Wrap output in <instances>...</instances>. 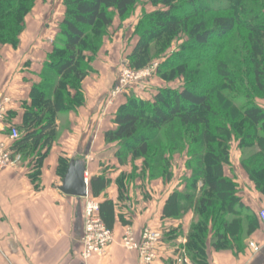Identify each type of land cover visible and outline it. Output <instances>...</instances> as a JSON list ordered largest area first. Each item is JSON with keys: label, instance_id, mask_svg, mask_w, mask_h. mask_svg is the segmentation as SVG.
Masks as SVG:
<instances>
[{"label": "trees", "instance_id": "16d2710c", "mask_svg": "<svg viewBox=\"0 0 264 264\" xmlns=\"http://www.w3.org/2000/svg\"><path fill=\"white\" fill-rule=\"evenodd\" d=\"M36 1L0 0V47L17 48L25 18ZM148 1L155 10L142 14L137 40L126 59L132 69L141 70L149 62L151 44L157 43L159 52H164L172 38L184 35L187 43L182 46L189 48L164 60L157 70L162 81L182 78L183 86L163 89L152 100L129 94L114 115L115 128L104 139L118 147L115 156L120 164H132V172L116 179L123 204L129 201L128 187L136 180L170 183L174 178L171 156L184 154V174L178 183L183 189L167 198L162 217L181 219L191 211L195 219L186 236L187 257L191 264H209V241L215 251L238 253L243 249L242 234L249 236L260 226L257 216L243 207L224 168L230 165L231 145L236 141L242 168L264 195V108L255 102L264 99V0ZM136 3L63 0L64 16L41 83L31 88L30 104H23V121L17 129L21 136L10 146L21 159L38 157L29 160L34 163L28 175L33 185H38L42 162L56 139V115L84 105L82 82L92 73L91 64L115 16L122 21ZM237 29L246 35L244 50L229 43ZM212 42L216 46L208 49ZM208 64V71H195ZM197 73V78H191ZM7 114V118L14 116L13 111ZM251 147L257 151L246 153ZM136 161H142L139 168L134 166ZM68 165L59 160V177ZM109 184L104 176L96 177L89 182V196L98 199ZM98 205L102 221L112 231L116 206L106 199ZM118 219L129 225L121 214ZM172 233L167 235L174 238Z\"/></svg>", "mask_w": 264, "mask_h": 264}, {"label": "crops", "instance_id": "0c3cea01", "mask_svg": "<svg viewBox=\"0 0 264 264\" xmlns=\"http://www.w3.org/2000/svg\"><path fill=\"white\" fill-rule=\"evenodd\" d=\"M63 16V0L59 1V7L56 0H37L25 19L17 48H0V95L10 99L7 112H14L9 118L5 115L0 125V142L7 140L10 127L18 129L22 124L23 104H30L31 88L41 83L40 75ZM119 42L117 38L104 41L92 62V73L82 82L84 105L56 115V139L42 162L38 185H33L20 164L0 170V264H142L136 252L124 250L118 242L109 246L102 256L81 260L79 239L86 200L59 192L60 159L83 162L84 177L88 179L102 175L110 180L96 201L106 199L116 206L112 229L116 241L125 227L118 219L121 214L137 238L146 228L162 234L158 258L153 264H191L184 246L193 213L189 211L176 220L162 217L167 198L174 190L181 191V185L158 179L156 186L151 184L146 189L144 184L137 186L136 180L128 187L129 201L123 204L118 199L116 179L132 172V164L118 162L115 156L118 147L106 144L104 134L115 128L114 115L124 103L122 97L110 100L119 73L120 49L123 48L122 55L126 58L136 41L129 48ZM241 158L238 147H231L230 165L224 168V175L236 184V195L243 207L257 216L264 209V195L242 168ZM140 163L136 161L134 166ZM170 231L174 238L167 235ZM251 241L259 246V253L249 248ZM207 256L209 264H264V232L259 226L247 236L238 253L215 251L209 241Z\"/></svg>", "mask_w": 264, "mask_h": 264}, {"label": "rangeland", "instance_id": "374dc122", "mask_svg": "<svg viewBox=\"0 0 264 264\" xmlns=\"http://www.w3.org/2000/svg\"><path fill=\"white\" fill-rule=\"evenodd\" d=\"M56 1L58 3V7H59V1L60 0H56ZM262 5L264 6V2L262 3ZM154 10H155V8L152 7V5L149 3L148 0H137L136 5L131 8L129 14L124 19H122V21H120L115 16L113 24L109 28L107 37L104 39V41H106V43H107V42H110V40L112 41V39L117 38L118 41H121V43L119 42V44H122V46L126 45V48L132 47L134 44L133 41L135 42L137 40V31H136L137 28L136 27L142 18V14L143 13L151 14ZM64 12H65V9H64ZM24 28H25V22H24ZM241 33H243V32L237 29L236 32L234 33V35L229 39V43L236 46L237 48H242L244 50V48H247L248 45H247V43H244L245 42L244 38L246 35H243V34L241 35ZM53 41H52V44H53ZM163 41H166V40H163ZM185 43H187V37L184 35H181V36L176 37V38H172L171 41L168 42V45H166V49H164L165 50L164 52L163 51L159 52V45L157 43L151 44L148 47L149 62L147 64V66H145L144 68L141 69L142 71H147V73L145 72L144 76L141 79L130 82L127 85L120 88V87H118L119 81H120L121 75H124L123 71L125 69L130 70V71H139V70H134L129 66L128 60L126 58H124L122 55L123 51H121V50H123V48H121L120 49V53H121L120 56L121 57L118 59L119 60L118 78L115 81V85H113V87L111 89L110 100L113 101L114 99L122 97V98H124V102H126L127 96L131 93L134 96H136L137 98H142L144 100H152L154 95L163 89L179 90L183 86V79L182 78L176 79L175 81L168 83V82L162 81L158 77L157 70L161 66V64L163 63L164 60H166V59L172 57L173 55L178 54L179 52L183 51L182 48H189L188 45H186L185 47L182 46ZM216 44H217V42H212L210 44V46L207 48L210 49L213 46H216ZM3 47L4 46H2L0 48H3ZM189 52H192V50H190ZM209 66H210V64H208L207 66H199V67L197 66L195 68V71L196 70L208 71L207 69L209 68ZM190 67H191V64L186 65V68H190ZM198 75H199V73H197L195 76H192L191 78L195 79V78H197ZM117 88H119L118 91H116ZM255 102H256V104H258L259 106L264 108V99L255 98ZM172 133L173 132L171 131V134ZM232 143L233 144L231 145V147L237 146L236 141H233ZM252 150L257 151V148L256 147L246 148L245 152L247 153V152H250ZM37 158L38 157L35 154L33 156L26 158L25 160L21 159L20 160L21 163H18L15 166L20 164L21 167L25 169L27 175L30 176L33 173V166L32 165L34 163H30L29 160H35L36 161ZM171 160H172L173 173L176 177V178L174 177L172 181L174 184H178L180 182L181 176L184 174V161H185L184 154L175 153L171 156ZM140 166H141V163L138 165V168ZM11 167H13V166H11ZM88 180H90V179H88ZM157 181H158V179L152 180L150 182L147 181L145 183H141L140 181H137L136 184H137V186L144 184L143 185L144 188L147 189V186H149L151 184H153V186H156L155 184L157 183ZM89 198H90V196H89ZM90 199L95 200L92 198H90ZM95 202L98 203L96 200H95ZM85 203H86V201H84L83 209L85 207ZM194 219H195V217L193 218V221H194ZM244 225L245 224L243 223L242 226H244ZM246 238H247V236L243 233L242 234V242H244V240ZM184 252H185V256L187 257L186 251H184Z\"/></svg>", "mask_w": 264, "mask_h": 264}, {"label": "built area", "instance_id": "2783aa9c", "mask_svg": "<svg viewBox=\"0 0 264 264\" xmlns=\"http://www.w3.org/2000/svg\"><path fill=\"white\" fill-rule=\"evenodd\" d=\"M121 75L119 86L123 87L130 82L141 79L147 71H130L124 70ZM119 88L116 89L118 91ZM10 105V99L0 95V125L7 113V106ZM21 136L16 128H9L7 140L0 142V170L15 166L20 163L21 157L14 154L8 145L15 142ZM85 182L88 178L85 177ZM91 198V197H90ZM89 196L85 198L86 203L82 214V231L79 239L80 258L87 261L96 256H102L112 244L118 242L124 250L136 252L142 264H153L159 253V244L162 234L149 228L142 230L137 238L130 226H125L118 241H116L113 231L109 230L99 215V205L95 200H91ZM257 218L262 231L264 232V209L257 212ZM249 248L255 253H259L260 248L254 242L248 243Z\"/></svg>", "mask_w": 264, "mask_h": 264}, {"label": "water", "instance_id": "95a60500", "mask_svg": "<svg viewBox=\"0 0 264 264\" xmlns=\"http://www.w3.org/2000/svg\"><path fill=\"white\" fill-rule=\"evenodd\" d=\"M85 173L86 168L83 162H70L58 188L59 192L65 196L79 199L87 198L89 196V182L95 178L88 180L86 183Z\"/></svg>", "mask_w": 264, "mask_h": 264}]
</instances>
